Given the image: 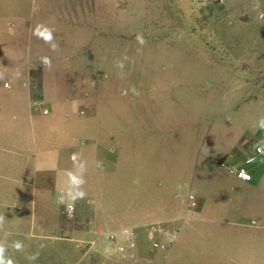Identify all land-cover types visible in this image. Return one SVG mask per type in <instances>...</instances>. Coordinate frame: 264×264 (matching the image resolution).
Segmentation results:
<instances>
[{
    "label": "rangeland",
    "instance_id": "rangeland-1",
    "mask_svg": "<svg viewBox=\"0 0 264 264\" xmlns=\"http://www.w3.org/2000/svg\"><path fill=\"white\" fill-rule=\"evenodd\" d=\"M28 1L32 0H0V27L4 25L3 19L13 15V10L18 11L17 4L23 12L26 5L29 8ZM55 2H62L63 10L70 16L76 14L75 10L80 15L81 9L85 27L83 35L93 34L89 41L92 40L96 50L103 52L107 49L101 55L103 60H89L94 75L91 86L95 106L84 117H89L86 120L87 133H94L100 141L109 138V134L116 140L114 154L112 151L106 153V156L113 155L112 163L102 165L97 179L102 191L99 194L106 197L117 216L131 221L139 202L156 210L153 204L158 200V192L169 197V203L174 201L172 195L178 199L186 196L183 189L187 186L181 181L172 191H167L172 187V180L161 178L156 172L158 169L161 172L176 171L187 165L188 157L178 156L180 142L184 144V151L186 147L189 149L192 140L190 125L200 118V114L205 116L203 126L211 127L210 140L219 137L226 142L233 135H239L249 144L248 149L254 143H260L264 150V0ZM108 52L110 57L106 55ZM61 64L68 66L66 61ZM96 65L99 68L96 69ZM202 98L209 101L207 110H203ZM2 103L6 108L10 107ZM222 161L232 163L226 159ZM207 163L210 164L209 169L206 168L208 177L203 180L213 177L208 180L206 197L214 205L220 199L219 191L215 190L219 186L234 185L235 178L216 163ZM141 176L147 177H143L142 183L148 187L145 192L151 194L140 192ZM159 178L166 182L167 189L154 185V181L156 184L161 181ZM235 197V193H230L225 200L231 202ZM231 204L213 217L229 215L235 219ZM7 214L0 210V216ZM12 215L14 217L15 213ZM82 216L76 214L75 218ZM73 217L72 212V218L67 219L71 223L70 233L64 237L56 236L61 240L24 245V256H3L0 264H152L145 260L147 256L144 254L138 256L137 250H145L148 240L147 250L150 248L153 253L165 251L174 243L165 249L152 247L153 243L161 245L166 242L162 237L165 235L157 234L155 229L163 225L170 231L167 222L134 229L127 223V229L132 233L127 230V236H117L113 244L122 243L127 248L125 254L120 255L111 251L112 244L107 238L114 233L112 226L91 225L88 220L74 221ZM89 229L94 234L92 239ZM73 230L80 231L78 237L72 238L75 235ZM232 237L224 239L216 235L206 240L208 252L204 254L208 257L194 259L185 241V257L181 258V263L189 264L194 260H201L202 264L236 263V259H241L238 255L233 256V263H230L232 258L228 255L215 253L220 251L218 247L214 250L215 256L211 252L216 242L225 252L228 243L237 241L231 240Z\"/></svg>",
    "mask_w": 264,
    "mask_h": 264
},
{
    "label": "crops",
    "instance_id": "crops-1",
    "mask_svg": "<svg viewBox=\"0 0 264 264\" xmlns=\"http://www.w3.org/2000/svg\"><path fill=\"white\" fill-rule=\"evenodd\" d=\"M52 1H28L30 6L26 5L24 12L17 4L18 11L13 10V15L3 19L4 25L0 27V191L4 189L0 193V210L8 213L0 216V258L25 255L24 245L32 242L43 240L48 244L61 240L56 236L64 237L71 229L62 211L72 207L74 221L83 219L91 225L112 226L114 233L127 229V223L134 229L167 222L170 230L178 232L176 242L165 251L153 253L150 248L147 250L148 240L146 249L136 252L138 256L139 253L147 256L145 260L152 264H182L185 241L193 259L208 257L204 254L208 252L206 240L216 235L228 239L232 233L231 240L237 241L228 243L225 252L219 242L213 245L211 252L218 247L220 251L215 253L228 255L232 258L230 263L233 256H240L233 264H264V158L255 164L253 182L234 179L232 186H219L215 191H219L222 201L218 199L214 205L206 197L208 180L213 177L203 180L208 177L210 164L207 162L240 161L251 155L260 143L248 149L249 144L239 135H233L226 142L219 137L210 140L211 127L203 126V114L197 121L191 120L192 140L189 149L186 147L187 152L180 142L178 156L188 157L187 165L176 171L158 169L156 172L161 178L171 179L172 187L167 189L161 178L158 184L154 181L157 188L167 191H172L181 181L187 186L183 189L186 196L178 199L172 195L174 201L169 203V197L156 190L158 200L153 204L156 210L139 202L131 221H125L111 210L109 201L99 194L102 191L97 174L103 164L112 163L113 155L106 156V153L114 154L116 140L109 134V138L100 141L94 133H87L89 117H84L95 106L91 86L94 75L89 60H103L101 55L107 49L96 50L92 40L89 41L93 34L83 35L81 9L80 15L75 10L76 14L70 16L63 10L62 2ZM106 55L109 56V52ZM96 56H100L99 59H95ZM61 61L68 62V66H63ZM2 102L10 107L6 108ZM208 102L203 99V110H207ZM42 110L47 114H42ZM143 177L146 176L140 177V192L151 194L145 192L148 187L142 183ZM230 193L236 194L231 202L225 200ZM191 201L195 202L194 207L190 206ZM228 203L234 209L235 219L229 215L217 218ZM76 214L84 217L75 218ZM215 214L219 215L213 217ZM72 233L75 238L80 231ZM153 241L154 238L150 244ZM192 262L189 264H202L201 260Z\"/></svg>",
    "mask_w": 264,
    "mask_h": 264
},
{
    "label": "built area",
    "instance_id": "built-area-1",
    "mask_svg": "<svg viewBox=\"0 0 264 264\" xmlns=\"http://www.w3.org/2000/svg\"><path fill=\"white\" fill-rule=\"evenodd\" d=\"M5 86L7 87V85H5ZM42 114H47V111L42 110ZM261 158H264V150L261 146H255L253 153L251 155L241 159L240 161H236V162L227 164L226 162H224L222 160H216L215 163L221 169L226 171V173L228 175L235 178L237 181H240L243 183H251L254 180V177L252 174L253 169L255 167L256 162ZM190 206L194 207L195 202L191 201ZM72 212H73V208L69 207L67 210H64L62 212V214L64 215V217H66V219L69 220L72 218ZM127 230L131 231V233H132L131 229H122L119 231V233H116V234L113 233V234H109L107 236L108 241L110 242V244H112V246L110 247L112 249L111 251H113V252L115 251L116 253H119L120 255L125 254V252L127 251L126 250L127 248L125 249L124 245L122 243H118L117 245H113V244H115L116 240L118 239L117 236L126 237L128 234ZM155 231L159 235L164 234L165 235L164 237L167 238L166 242L164 244L159 245L157 243H153L152 247L155 249H157V248L165 249L168 245L175 242L177 235H178V232L176 230L168 231L163 225L156 227ZM126 240H127V238L125 239V241Z\"/></svg>",
    "mask_w": 264,
    "mask_h": 264
},
{
    "label": "clouds",
    "instance_id": "clouds-1",
    "mask_svg": "<svg viewBox=\"0 0 264 264\" xmlns=\"http://www.w3.org/2000/svg\"><path fill=\"white\" fill-rule=\"evenodd\" d=\"M257 146H259V145H257ZM255 148V147H254ZM82 195V194H81Z\"/></svg>",
    "mask_w": 264,
    "mask_h": 264
}]
</instances>
